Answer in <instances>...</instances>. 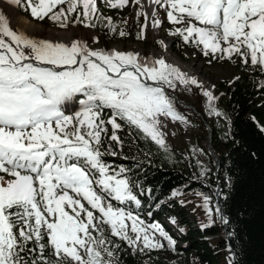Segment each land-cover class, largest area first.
<instances>
[{
  "label": "snow or ice",
  "instance_id": "6c2138e0",
  "mask_svg": "<svg viewBox=\"0 0 264 264\" xmlns=\"http://www.w3.org/2000/svg\"><path fill=\"white\" fill-rule=\"evenodd\" d=\"M6 2L23 3L32 17H47L61 28L69 27L62 5L69 13L79 8L82 18L75 22L87 27L95 26L88 21L99 12L97 0ZM104 3L123 8L129 0ZM150 3L164 7L169 22L181 25L173 35L202 45L205 56L237 55L264 71V0ZM135 4L143 8L141 0ZM160 23L155 20L153 26ZM176 81L189 91L193 85L201 89L209 114L222 115L210 90L163 58L146 61L138 53L94 50L78 39L37 40L11 27L0 12V173L11 177L0 176V264H22L20 252L29 241L38 243L40 251V259L29 264H114V251L106 246L111 243L108 234L141 251L165 248L159 237L175 248L176 240L162 225L145 224L113 204L134 202L139 207L141 200L122 175L125 169H111L103 160L115 153L101 149L108 125L110 139L120 142L117 131L123 125L118 121H124L167 150L161 118L187 123L165 91V86L175 89ZM73 100L79 109L67 114L65 105ZM105 109L112 110L107 120ZM210 204L204 197L211 217ZM45 236L47 245L40 243ZM48 245L55 261L44 257Z\"/></svg>",
  "mask_w": 264,
  "mask_h": 264
},
{
  "label": "trees",
  "instance_id": "16d2710c",
  "mask_svg": "<svg viewBox=\"0 0 264 264\" xmlns=\"http://www.w3.org/2000/svg\"><path fill=\"white\" fill-rule=\"evenodd\" d=\"M60 7L65 8L66 23L85 27L75 22L79 8L77 12L69 13L67 5ZM98 7L97 16L88 22L95 25L98 43L106 51L117 41H144L140 32L142 18L137 20L130 14L118 22L117 12L121 8L109 7L104 0H100ZM20 10L31 16L23 3ZM40 21H45L47 27L59 25L47 17ZM121 31L124 36L119 35ZM177 37L182 45L203 49L202 45L186 43L181 36ZM239 68L241 74L222 84L218 90L219 98L214 102L222 113L215 115L212 125V146L219 157L216 173L209 172L200 177L195 158L178 148L168 135L165 150L124 121H118L123 125L122 130L117 131L120 142L112 141L113 130L108 125L101 150L115 155L106 154L103 160L111 169H125L122 175L130 179L141 200L139 207L134 202L122 204L113 200V204L138 215L145 224L162 225L176 240L174 249L159 237L165 248L141 251L108 234L105 226L111 241L106 246L114 251V264H264V71L250 61L243 63L242 59ZM198 81L208 90L207 85ZM190 87L197 104L189 108H182L178 103L177 83L175 89L165 86V91L174 99L181 115L187 116L193 125L205 126L207 98L201 89L194 85ZM111 114V109H105L103 118L107 120ZM219 182L222 185L220 192ZM204 197L211 199V217L204 208ZM216 207H219V213L215 212ZM225 215L229 216L227 223L224 222ZM173 219L175 223H172ZM93 234L99 236V233ZM40 243L47 245V236ZM44 257L57 259L52 255L50 245L44 249ZM20 259L22 264L39 260L38 243L27 242L20 252Z\"/></svg>",
  "mask_w": 264,
  "mask_h": 264
},
{
  "label": "rangeland",
  "instance_id": "374dc122",
  "mask_svg": "<svg viewBox=\"0 0 264 264\" xmlns=\"http://www.w3.org/2000/svg\"><path fill=\"white\" fill-rule=\"evenodd\" d=\"M141 3L143 8L141 5L135 4V0H129L127 6L118 10L116 20L118 22L123 21L130 14L135 15L137 20L142 18V20L147 23V27L142 29L144 41L131 40L127 43L117 41L113 43L111 48L107 51H113L115 48L117 51L124 53L131 52L139 54L141 51L139 56L146 61L163 58L169 64L170 62L166 60V57L168 55L175 56L179 61L191 68L190 77L202 81L208 86V90H210L215 97L219 98L218 90L221 88L222 84L226 81L234 80L241 74L242 70L239 68L241 57L234 55L231 59H228L226 56L222 58L219 53L205 56L203 49L199 50L197 47L190 48L182 45L177 35L172 34L175 29L181 27V25L169 22L165 8L156 5L154 9L156 15L153 16L149 25L148 17L140 14L143 10V12L147 13L146 2L145 0H141ZM13 6L20 10V5ZM98 6H100V0H97V7ZM155 20L161 21L159 26H153ZM34 21L40 24L41 27L34 33L29 34L31 38L37 40L49 39L53 30H63L73 27L85 34V43H87L91 49L106 51L103 46L98 43V31L93 27H81L79 25H69L68 28H61L59 25H50L47 27L45 21ZM81 36L82 34L77 32L74 39H79ZM176 83L179 85L176 98L179 100L182 108H189L192 105H196L197 100L193 91L187 90V88L178 81H176ZM75 102V105L70 110H66L67 114H72L79 109L78 101L76 100ZM184 104L187 106L183 107ZM204 110L207 115L205 126L193 125L185 115L182 116L186 118V124L180 121L173 122L170 118H161L164 125L163 131L168 135L170 140L173 141L178 148L188 151L191 156L195 158L198 165L197 172L200 177H204L209 172L216 173V168L218 167L217 157L210 153L205 145V142L209 141L210 130L212 129L215 115L209 114L207 104ZM216 154L218 156L217 152ZM0 176H4L5 180L11 179L10 176L4 173H0ZM180 243L185 245L182 241H180Z\"/></svg>",
  "mask_w": 264,
  "mask_h": 264
},
{
  "label": "bare ground",
  "instance_id": "6f19581e",
  "mask_svg": "<svg viewBox=\"0 0 264 264\" xmlns=\"http://www.w3.org/2000/svg\"><path fill=\"white\" fill-rule=\"evenodd\" d=\"M145 2L147 6L148 23L150 25L151 19L153 18L152 13L154 12L156 5L151 4L150 0H145ZM0 12H3L5 16L9 19L11 27H13L16 30L23 31L27 35L34 33L36 30H39L41 27V25L38 24L36 21H34V19H32L31 17L25 14H22L17 7L7 3L6 0H0ZM77 32H80V34H82L81 38H79L78 40H82L83 42H85V34H83L81 31L73 27L63 30L55 29L52 31V34L50 35L49 39L51 40L61 39L67 41L68 39H74L75 34ZM113 50L117 51L116 48ZM140 53L141 51L139 52V55ZM166 60L169 61L171 65L178 67L181 72L185 73L188 77H190L191 68L187 66L185 63L179 61L177 57L168 55L166 57ZM75 101L73 100L68 102V104L65 105V111L70 110L75 105L76 103ZM205 145L208 148L209 142L208 141L205 142Z\"/></svg>",
  "mask_w": 264,
  "mask_h": 264
},
{
  "label": "water",
  "instance_id": "95a60500",
  "mask_svg": "<svg viewBox=\"0 0 264 264\" xmlns=\"http://www.w3.org/2000/svg\"><path fill=\"white\" fill-rule=\"evenodd\" d=\"M185 106H187V105L184 104L183 107H185ZM181 107H182V105H181ZM194 111H195V109H194ZM212 134H213V130L211 129L210 130L209 141H208L209 142L208 150H209L210 153H212L213 155H215L217 157V159L219 160V157L217 156V154L215 152V149L212 146ZM221 189H222V186H221V184L219 182V184H218V191L220 192ZM225 216H226L227 221H229V216H227V215H225Z\"/></svg>",
  "mask_w": 264,
  "mask_h": 264
}]
</instances>
